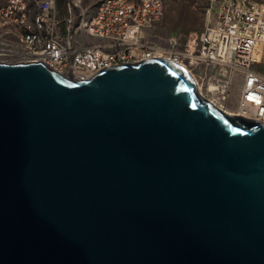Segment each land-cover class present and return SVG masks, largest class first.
<instances>
[{
    "label": "water",
    "instance_id": "water-1",
    "mask_svg": "<svg viewBox=\"0 0 264 264\" xmlns=\"http://www.w3.org/2000/svg\"><path fill=\"white\" fill-rule=\"evenodd\" d=\"M0 264H264V122L167 58L0 62Z\"/></svg>",
    "mask_w": 264,
    "mask_h": 264
},
{
    "label": "built area",
    "instance_id": "built-area-1",
    "mask_svg": "<svg viewBox=\"0 0 264 264\" xmlns=\"http://www.w3.org/2000/svg\"><path fill=\"white\" fill-rule=\"evenodd\" d=\"M166 3L100 0L92 16L76 26L71 1L61 22L58 0H38L35 12L27 0H10L0 9V59L44 62L64 75L72 71L75 77L87 78L101 69L157 57L170 59L191 74L196 68H218L225 80L212 76L206 96L211 94L223 109L232 80L238 76L242 84L235 110L264 122V73L255 68L264 59V3L223 0L215 24L190 36L182 48L163 46L149 37V30L164 16ZM79 31L91 43L77 45ZM257 53L259 59H255Z\"/></svg>",
    "mask_w": 264,
    "mask_h": 264
},
{
    "label": "rangeland",
    "instance_id": "rangeland-1",
    "mask_svg": "<svg viewBox=\"0 0 264 264\" xmlns=\"http://www.w3.org/2000/svg\"><path fill=\"white\" fill-rule=\"evenodd\" d=\"M10 0H0V9L7 5ZM32 10L35 12V2L38 0H27ZM72 2L74 5V19L76 26L85 19H89L95 11L100 0H58V11L61 22L67 16V3ZM235 1V0H234ZM264 3V0H253ZM223 0L210 2L208 0H167L166 11L164 16L155 22L154 26L149 30V37L163 46H175L182 48L187 43L190 36L202 33L207 27L215 24L218 11ZM77 29V28H76ZM77 45H86L91 43V39L81 31L75 35ZM0 62L19 63L15 58H1ZM255 68L264 73V59L261 60ZM218 68H196L192 70V74L202 85L203 94L206 93L207 85H211L210 78L214 75L220 80H225L219 75ZM242 79L235 76L232 80L230 95L225 105V109L234 110L238 104ZM206 95V94H205ZM213 99L208 93V100Z\"/></svg>",
    "mask_w": 264,
    "mask_h": 264
},
{
    "label": "bare ground",
    "instance_id": "bare-ground-1",
    "mask_svg": "<svg viewBox=\"0 0 264 264\" xmlns=\"http://www.w3.org/2000/svg\"><path fill=\"white\" fill-rule=\"evenodd\" d=\"M259 53H257V55H255V59H259ZM79 76V75H78ZM76 77L77 79H86L87 77ZM202 95L206 98V99H208V97L205 95V94H203L202 93ZM211 102L215 105V106H218V107H220L213 99H211ZM222 108V107H221ZM224 112H226V113H228V114H231V115H240L235 109L234 110H232V111H230V110H227V109H225V108H223L222 109Z\"/></svg>",
    "mask_w": 264,
    "mask_h": 264
}]
</instances>
